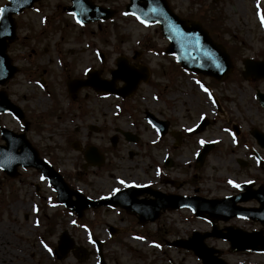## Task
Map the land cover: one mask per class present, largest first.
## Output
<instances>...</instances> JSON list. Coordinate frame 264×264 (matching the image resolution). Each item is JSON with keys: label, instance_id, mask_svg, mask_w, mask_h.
<instances>
[{"label": "rangeland", "instance_id": "1", "mask_svg": "<svg viewBox=\"0 0 264 264\" xmlns=\"http://www.w3.org/2000/svg\"><path fill=\"white\" fill-rule=\"evenodd\" d=\"M95 1L117 9L116 17L103 27L78 25L64 11L66 0H43L17 17L18 40L8 53L20 72L0 90L24 110L30 124L26 136L39 155L91 199L129 184L154 183L162 192L207 198L236 195L234 185L242 183L264 185V149L252 136L255 129L264 133V109L257 99L258 91L264 93V79L242 75L246 60L264 61V26L259 19L264 1L168 0L179 16L197 20L205 11L212 18L211 6H215L226 31L219 32L217 40L231 49L240 47L232 57L234 70L223 82L181 69L165 53L169 43L158 26L123 15L129 0ZM6 3L0 0V8ZM121 56L151 72L149 81L130 99L91 89L82 90L76 100L71 98L69 80L84 78L87 70H102L109 79ZM146 111L169 123L167 135L160 136L149 124ZM203 119L209 123L198 130ZM23 124L10 114H0V131L4 127L21 134ZM119 132L138 137V142L126 141ZM114 135H119L116 147L110 142ZM207 144L214 147L197 166L196 157ZM0 145H4L1 133ZM90 146L105 156L102 167L86 163L84 151ZM169 160L171 166L166 165ZM228 224L245 231L264 229L241 219ZM210 228L189 211L143 227L119 209H87L78 219L58 204L53 187L39 171L20 169L15 179L0 170V264H99L97 240L103 243L107 264H200L191 253L167 247L157 236L172 241ZM64 231L83 259L72 251L64 260L56 257ZM217 245L229 264H264V255L234 254L228 244Z\"/></svg>", "mask_w": 264, "mask_h": 264}, {"label": "water", "instance_id": "2", "mask_svg": "<svg viewBox=\"0 0 264 264\" xmlns=\"http://www.w3.org/2000/svg\"><path fill=\"white\" fill-rule=\"evenodd\" d=\"M9 4L4 7L5 15L3 23H0V85H5L18 72L17 67L12 65L10 58L7 56L8 43L14 42L16 36V24L14 15L21 14L25 9L32 8L40 0H8ZM72 5L66 10L68 13H75L77 18L83 20V24L106 21L114 17L115 12L109 8H103L86 0L87 12L85 13L84 5L80 0H71ZM127 15L140 16L141 19L148 23H157L161 25L163 36L170 41L167 48V54L176 57L181 66L193 73L203 74L223 81L233 71V63L225 47L214 42L209 33L203 28L198 21H187L181 19L170 8L167 0H130L126 7ZM118 69L112 72L111 81L100 80L95 78L94 73H89V79L84 81H72L69 83L70 92L74 93L83 87H92L97 92H108L120 96L124 99L130 97L139 87L142 81H148L149 73L147 69L137 71L128 66L124 58L118 59ZM245 78H264V62L253 60L245 61ZM117 81H122L125 86L116 89ZM75 96V95H74ZM258 99L264 108V94L258 93ZM13 113L19 119H24L22 110L11 103L5 92H0V113ZM149 121L156 126L161 135L168 131V124L158 120L151 114H147ZM28 130V124H26ZM2 138L6 146H0V169L10 177L18 176V168H35L49 180L58 193V201L70 211L79 217L88 208H98L101 206L121 207L129 214L139 216L142 224L150 221H156L161 210L180 209L190 207L195 215L199 218H205L215 224L219 221L228 222L229 220L239 217L261 222L264 225V186L258 190H252L253 184H243L239 186L240 190L246 193L237 197H230L221 200H207L186 198L181 196H165L157 191H152L146 187L129 188L120 191L111 197H105L94 201L78 191H73L65 182L64 177L59 174L53 166L41 159L38 152L27 141L25 134L17 135L10 130L3 128L1 130ZM254 137L259 145L264 148V134L257 131ZM128 140H133L127 136ZM116 138L113 143H116ZM211 147H207L198 157V164L201 165ZM95 151V149H93ZM95 152H89L86 159L94 165H101L103 158L99 160ZM96 160V161H94ZM148 193L157 198L155 201L139 200L138 197ZM76 198L74 200L73 198ZM257 200L260 208L247 209L237 206L238 203ZM227 232L217 231L214 226V232L202 237L201 245L190 241H177L173 245L186 250H192L199 258H203L204 264H210L206 257L207 251L203 245V240L208 237L221 238L231 243L232 251H251L264 253L263 232L245 233L240 229L226 228ZM114 233V231H112ZM100 252L101 264H106L101 252V243L97 242ZM74 242L67 232H64L59 241V247L56 254L60 260L64 259L68 252L73 249ZM78 259L80 257L75 252ZM220 264V263H216ZM223 264V263H222Z\"/></svg>", "mask_w": 264, "mask_h": 264}, {"label": "trees", "instance_id": "3", "mask_svg": "<svg viewBox=\"0 0 264 264\" xmlns=\"http://www.w3.org/2000/svg\"><path fill=\"white\" fill-rule=\"evenodd\" d=\"M211 10L213 12L212 14V18L207 15L209 11H205L204 14L202 15V17H200L199 19L202 20L205 24V27L209 30V32L211 33V35H213L215 37L216 33H222L223 35L225 34V28L223 27V22H220L221 16L218 12L215 11V6L212 5L211 6ZM211 18V19H210ZM240 47H233L232 49H230V53L232 55V57H235V52L239 49Z\"/></svg>", "mask_w": 264, "mask_h": 264}, {"label": "snow or ice", "instance_id": "4", "mask_svg": "<svg viewBox=\"0 0 264 264\" xmlns=\"http://www.w3.org/2000/svg\"><path fill=\"white\" fill-rule=\"evenodd\" d=\"M80 2L84 5V10H85V13H86V12H87L86 0H80ZM258 7H259V5H258ZM5 11H6V10H5L4 8H0V23H3V18H4V15H5ZM127 14H128V13H125V15H127ZM73 15L76 16L75 13H73ZM133 15H135V13H133ZM136 19L139 20L140 23L145 24L146 26H148V22L145 21V20H143V19H141L140 16H136ZM259 19H260V23H261V25L264 26V12H261V13L259 14ZM77 23H80L81 25H83V20L77 18ZM197 83L199 84L200 82L197 81ZM202 87H203V86H202ZM203 90H204L206 93H208V91H209L207 88H204ZM209 95H211V94L209 93ZM187 131H192V129H187ZM200 143L203 144L204 141H200ZM42 179H43V177H42ZM119 183H120V184H125L126 182H125L124 180H120ZM229 183H233V182H232V181H229ZM127 186H128V187H134L135 185H127ZM234 186H235V187H239V185H234ZM114 191H115V192H119V188L115 189ZM138 239H139V237H138ZM45 247H47V245H45ZM156 247H159V245H156ZM48 251L51 252L52 250H51L50 248H48Z\"/></svg>", "mask_w": 264, "mask_h": 264}, {"label": "flooded vegetation", "instance_id": "5", "mask_svg": "<svg viewBox=\"0 0 264 264\" xmlns=\"http://www.w3.org/2000/svg\"><path fill=\"white\" fill-rule=\"evenodd\" d=\"M86 150H87V148H86ZM85 150V151H86ZM84 151V152H85ZM166 183H168V180L166 181ZM150 187L152 188V189H157L158 190V186H156L154 183H153V185H150ZM163 193H171V194H178V193H176L175 191L174 192H163ZM182 196V195H181ZM184 196H187V195H184ZM191 196H194V195H191ZM199 196H201V195H199ZM148 200H150V201H155V200H157L156 198H154L153 196H148V197H146ZM256 205V204H255ZM185 209H182V210H178V211H169V210H167V211H164V212H162V215H161V219L160 220H162L164 217H166V215H170V214H172V213H180V212H183ZM209 229H207V230H203L202 232H207ZM201 234V233H200ZM192 235V234H191ZM191 235H186V236H184V237H180V236H178L177 238H180V239H184V238H190L191 237ZM199 236H201V235H199ZM219 241L218 240H216V239H209V240H207V246L208 247H211V248H218L219 249V247H218V245H217V243H218ZM225 254V253H224ZM224 254L222 253V257H224Z\"/></svg>", "mask_w": 264, "mask_h": 264}, {"label": "bare ground", "instance_id": "6", "mask_svg": "<svg viewBox=\"0 0 264 264\" xmlns=\"http://www.w3.org/2000/svg\"><path fill=\"white\" fill-rule=\"evenodd\" d=\"M2 240H3V237L2 238L0 237V245L2 244L1 242ZM0 248H2V246H0Z\"/></svg>", "mask_w": 264, "mask_h": 264}]
</instances>
